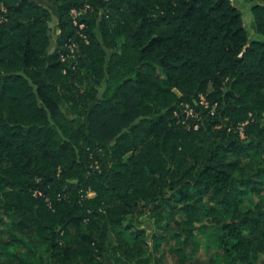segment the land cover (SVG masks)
<instances>
[{"label": "trees", "instance_id": "trees-1", "mask_svg": "<svg viewBox=\"0 0 264 264\" xmlns=\"http://www.w3.org/2000/svg\"><path fill=\"white\" fill-rule=\"evenodd\" d=\"M246 1L255 35L233 0H0V264L171 242L187 264L209 230L207 264H264V0Z\"/></svg>", "mask_w": 264, "mask_h": 264}, {"label": "rangeland", "instance_id": "rangeland-1", "mask_svg": "<svg viewBox=\"0 0 264 264\" xmlns=\"http://www.w3.org/2000/svg\"><path fill=\"white\" fill-rule=\"evenodd\" d=\"M41 3H45L43 1H38ZM234 4L237 5L244 14V20L245 23L251 32V34L256 33V24L254 15L251 12V6L246 0H233ZM53 11L54 16V31L56 33H59V30L57 29V11L55 6H50ZM123 40L120 39L118 41V46L116 49H119V46L122 44ZM66 114L69 117H74L75 113L70 107H66ZM257 200V197L254 194H250L248 198L244 199L242 203V208L244 210L250 208L253 206L254 202ZM146 217H142V219H145ZM197 240H198V253L192 255L189 257V260L187 261V264H207L210 258L216 257L218 254V244L216 241V235L213 233V231H205V232H198L197 233ZM174 242L169 243L167 246L164 247V249L167 251L166 258L170 259L173 264L176 262V256L173 254L172 250L174 248ZM193 246L190 245L187 252L192 251Z\"/></svg>", "mask_w": 264, "mask_h": 264}, {"label": "built area", "instance_id": "built-area-1", "mask_svg": "<svg viewBox=\"0 0 264 264\" xmlns=\"http://www.w3.org/2000/svg\"><path fill=\"white\" fill-rule=\"evenodd\" d=\"M88 8H89V5H86L83 8H80V9L74 8L71 11L73 23H74V25L78 26L79 29H82V28L85 27L84 23H80L79 22V16L82 13H84ZM0 10L5 11L4 7H2V6H0ZM4 20H5V17H4V15L1 14L0 15V22H2ZM69 49H70V53L74 55V52L76 50V44L72 43L71 45H69ZM200 103L202 105L208 106V102H207L206 98L203 95L201 96ZM185 111L187 112L188 116L195 117V115H196L195 112H194V109L188 104L185 105Z\"/></svg>", "mask_w": 264, "mask_h": 264}, {"label": "crops", "instance_id": "crops-1", "mask_svg": "<svg viewBox=\"0 0 264 264\" xmlns=\"http://www.w3.org/2000/svg\"><path fill=\"white\" fill-rule=\"evenodd\" d=\"M46 264H54L51 259L47 260ZM107 264H113L108 261ZM134 264H173L170 259L164 258L162 261L159 256L155 255L153 252H149L146 256L138 259Z\"/></svg>", "mask_w": 264, "mask_h": 264}]
</instances>
